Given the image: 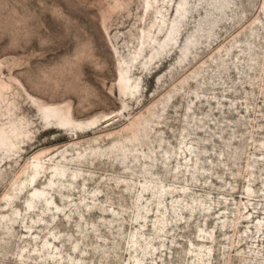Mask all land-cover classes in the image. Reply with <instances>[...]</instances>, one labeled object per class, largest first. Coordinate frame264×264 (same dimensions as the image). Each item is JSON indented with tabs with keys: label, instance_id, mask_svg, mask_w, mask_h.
I'll use <instances>...</instances> for the list:
<instances>
[{
	"label": "rangeland",
	"instance_id": "rangeland-1",
	"mask_svg": "<svg viewBox=\"0 0 264 264\" xmlns=\"http://www.w3.org/2000/svg\"><path fill=\"white\" fill-rule=\"evenodd\" d=\"M178 2L0 0V264H264V0Z\"/></svg>",
	"mask_w": 264,
	"mask_h": 264
},
{
	"label": "bare ground",
	"instance_id": "bare-ground-1",
	"mask_svg": "<svg viewBox=\"0 0 264 264\" xmlns=\"http://www.w3.org/2000/svg\"><path fill=\"white\" fill-rule=\"evenodd\" d=\"M216 2L218 3L219 7H222V5L225 4V0H216ZM178 4H179V6L177 7V13H178V17H179V15H183L187 11V9H188L187 8L188 0H179ZM178 34H179L178 26H176L175 23H174V25H169L165 35L160 40L161 42L162 41L164 42L162 47H164L165 44H175L176 41H177V38H178ZM190 36H188L184 40L183 48L185 50L188 49V44L187 43L190 41ZM151 54H153V51L151 52ZM152 58H153V56H152ZM133 85H134L133 82L130 81V77L128 75V72L126 74V68L125 67H120L119 68V73H118V86H119L121 92H123V94H125V95L128 94L127 89H130L131 87H133ZM123 87L125 89H123ZM137 92H138V90H137ZM135 94H136V92H134L133 90L130 89V95L134 96ZM45 109L51 110V111H55L56 114L59 113V112H64L60 108L55 107V106H45V108L43 109V114H44V110ZM63 115L64 114H62V117H63ZM62 117L57 119V121H58V123H57L58 125L57 126L60 127V128H65V129L71 130L72 133L75 132L76 130H80V129H83V128H87L89 126H95L96 125V119H94V120H73L72 118H69V117L67 118L66 116H65V118H62ZM143 135H144V133H143ZM34 170H35L36 173L37 172L39 173V171L37 169H34ZM50 173H51L52 176H55L56 173H58L60 175H64V169L63 168H59V166L55 165V166H53V169L51 170ZM52 182H53V179L50 178V183H52ZM30 184H32L34 186V188H32L30 190V196L32 198L35 197V196L41 198L43 196V194H44V191L39 189V188H37L35 186L34 173L32 174V176L30 178ZM47 202L48 203L50 202L49 198H47ZM31 207H32V203H31L30 200H28V205H27L26 208L28 209V208H31Z\"/></svg>",
	"mask_w": 264,
	"mask_h": 264
},
{
	"label": "water",
	"instance_id": "water-1",
	"mask_svg": "<svg viewBox=\"0 0 264 264\" xmlns=\"http://www.w3.org/2000/svg\"><path fill=\"white\" fill-rule=\"evenodd\" d=\"M70 136H74V134H70Z\"/></svg>",
	"mask_w": 264,
	"mask_h": 264
}]
</instances>
